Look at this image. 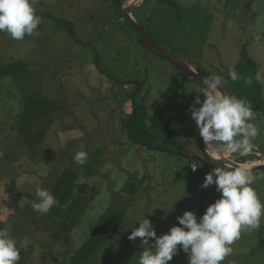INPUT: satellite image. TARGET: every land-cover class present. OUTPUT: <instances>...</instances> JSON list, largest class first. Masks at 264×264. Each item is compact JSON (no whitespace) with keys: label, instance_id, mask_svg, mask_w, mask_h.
<instances>
[{"label":"rangeland","instance_id":"1","mask_svg":"<svg viewBox=\"0 0 264 264\" xmlns=\"http://www.w3.org/2000/svg\"><path fill=\"white\" fill-rule=\"evenodd\" d=\"M170 1L150 0L146 17L142 12L136 17L152 40L205 76L220 75L234 96L251 104L255 119L250 122L259 129L252 140L253 152L230 158L246 162L261 158L264 81L257 82L255 76L257 71L264 76V0ZM127 2L123 0L122 7ZM34 7L42 19L38 34L15 40L0 32V67L21 60L23 68L18 77L0 80L2 229L24 249L17 264H60L83 244L103 210L116 205L125 212L121 227L84 264H138L148 247L141 238H128L138 221L147 216L161 235L178 225L177 217L186 210L199 218L221 194L215 185L202 187L206 174L201 168L197 175L191 174L189 164L194 159L129 143L121 119L131 112L132 102L121 103L119 98L135 85L126 89L109 77H144L146 83L138 94L150 86L145 104L152 112V103L167 84L182 75L147 49L130 21L121 20L123 15L106 1L35 0ZM54 17L72 21L79 42L59 31ZM231 68L242 78L232 81ZM247 77L251 84L245 82ZM182 87L193 102L201 91L189 81H183ZM179 118V139L195 151L199 131L195 121L189 110ZM80 150L88 153L95 168L92 174L74 169L79 183L86 185L84 194L75 197L80 203L86 201L84 213L77 217L75 210L72 217L59 218L35 211L36 186L51 191L61 171L74 168L73 157ZM196 176L201 182L192 179L191 183L189 179ZM253 176L251 186L264 204V172ZM231 248L221 264H264V216L259 228L242 230ZM168 264H188L187 254L178 251Z\"/></svg>","mask_w":264,"mask_h":264},{"label":"clouds","instance_id":"2","mask_svg":"<svg viewBox=\"0 0 264 264\" xmlns=\"http://www.w3.org/2000/svg\"><path fill=\"white\" fill-rule=\"evenodd\" d=\"M34 4L35 0H0V32H6L15 40L38 34L42 19L36 14ZM120 19L125 20L124 16ZM228 76L232 81L242 78L234 68L229 69ZM255 79L261 82L264 76L257 71ZM183 81L188 79L183 77ZM245 82L251 84L252 78H245ZM223 83L220 75L205 76L200 86L203 99L200 94L196 95L187 110L205 146L212 150V158H230L232 154L248 156L253 152L252 140L259 132L257 125L250 122L255 119V113L249 102L223 91L220 87ZM123 84L132 88V83ZM73 159L77 165L83 166L89 156L86 151L80 150ZM192 164L199 166L195 162L189 165ZM254 180L246 163L232 170L214 167L205 175L202 187L215 185L221 195L207 206L199 218L194 211L186 210L177 217L178 225L161 235H157L153 222L147 216L138 221L139 226L135 225L128 237L130 240L141 238L142 243L148 245L142 251L138 264H168L180 250L187 254L188 264H221L232 253L231 245L240 238L242 230L260 227L264 204L251 186ZM35 197L32 207L40 214L48 213L57 203L48 189L38 185ZM19 260L20 248L16 239L6 228L0 229V264H17Z\"/></svg>","mask_w":264,"mask_h":264},{"label":"trees","instance_id":"3","mask_svg":"<svg viewBox=\"0 0 264 264\" xmlns=\"http://www.w3.org/2000/svg\"><path fill=\"white\" fill-rule=\"evenodd\" d=\"M105 1L109 3L112 10L118 15H123L125 20H127L126 14L122 9L123 0H103V2ZM157 1L167 4L173 3L170 0ZM53 19L59 31L67 32L70 38L79 42L76 36V28L72 21L56 17ZM140 25L142 26V22H140ZM40 29L41 25L39 24L37 31ZM138 38L140 42L145 45L139 35ZM147 49L151 50L148 47ZM243 54L245 56V53ZM22 69L21 60L8 62L0 67V80L6 77H18ZM109 78L115 83L122 84L128 82L135 85L132 92H127L122 94L123 96H120L121 103L125 102L126 99L132 102L131 112L125 113L124 117L121 119L122 126L124 127L123 130L126 133L129 143L133 146L146 148L151 151L161 150L170 154L182 156L175 134L176 122L179 119V115L190 108L189 106L193 103L194 99L189 95L187 96L186 89L182 87L183 78H173L169 82L170 84H167L166 90L161 92L160 97L155 99L154 103H152V112H150V108L145 104L150 86L147 87L144 94L140 96L138 94L146 83L144 77ZM186 98H188L187 102L185 101ZM50 157H53V155ZM194 162L197 163L196 160ZM75 167L90 174H92L95 169L90 162V158L83 166L77 165L74 161V168H64L50 191L56 198L57 203L47 214L60 218L62 216L72 217L75 214V210L78 211L77 217H80L84 213L86 204L84 202L86 201L84 200L83 203H80L75 197L77 193L84 194L86 185L79 183L80 176L78 172L74 170ZM198 168L201 170L199 166ZM197 172L194 174L197 175ZM200 175L203 174H199L198 176ZM198 176L189 179V181L191 180L192 183L193 179L201 182L202 178ZM91 189H93V187ZM135 191L136 189L133 192ZM121 192L123 193V190ZM133 192H129L128 194H133ZM124 213L123 208L116 207V205L105 208L97 222L91 227L83 244L73 256L60 264H84L87 262L93 253L97 251L107 239L117 233L125 219ZM0 229H2L1 224ZM23 254L24 249L20 248V257ZM54 260L57 261L55 258Z\"/></svg>","mask_w":264,"mask_h":264},{"label":"water","instance_id":"4","mask_svg":"<svg viewBox=\"0 0 264 264\" xmlns=\"http://www.w3.org/2000/svg\"><path fill=\"white\" fill-rule=\"evenodd\" d=\"M150 0H143L142 7L137 12H126L124 10V13L126 14L128 20L130 21L131 25L134 27L135 31L138 33L140 38L142 39L143 43L150 48L153 52H155L157 55L165 59L167 62H169L178 73H180L183 77H187L189 81L196 84L197 86H202L203 78L205 77L204 74H202L199 70H197L195 67H193L190 63L185 61L184 59H181L180 57L174 55L173 53L167 51L164 49L161 45L153 41L143 30V28L139 24V20L136 17V14L138 12H142V15H146V12L148 10ZM144 16L142 18L144 19ZM146 17V16H145ZM224 88L227 89L229 92V95H233L234 93L232 89L226 84V82L223 83ZM178 127H179V120L176 122V128H175V134L176 139L178 142V145L181 150V154L188 158V159H194L197 161L199 167L202 169V171L207 174L212 171L214 168V165H220L224 166L230 169H234L235 167L241 165V164H247L252 171V175H254L256 172H264V164H258V165H252L246 161H237L233 158H227L229 161H222L220 159H214L211 157V153L207 152L205 147L203 146V140L200 136V133L198 131L196 137L197 141H195V151L189 152L187 149L182 145L179 135H178Z\"/></svg>","mask_w":264,"mask_h":264},{"label":"bare ground","instance_id":"5","mask_svg":"<svg viewBox=\"0 0 264 264\" xmlns=\"http://www.w3.org/2000/svg\"><path fill=\"white\" fill-rule=\"evenodd\" d=\"M142 2H143V0H128V2L125 3V5L123 6V8H124V10H125L126 12H130V13H132L133 9H134L135 7H137V6H138L140 3H142ZM186 78H187V77H186ZM187 79H188V78H187ZM220 87H221V89H222L223 91H225L226 93L228 92L226 88H224V87H222V86H220ZM228 94H229V92H228ZM203 146L205 147V149H206L207 152L211 153L212 150H211L210 148H207V147L205 146L204 142H203ZM261 156H262V155H261ZM228 158H229V157H228ZM220 160H222V161H226V162L229 161L227 158H221ZM248 163H250V164H252V165L264 164V156L261 157V158H259V159H255V160H253L252 162H248Z\"/></svg>","mask_w":264,"mask_h":264},{"label":"built area","instance_id":"6","mask_svg":"<svg viewBox=\"0 0 264 264\" xmlns=\"http://www.w3.org/2000/svg\"><path fill=\"white\" fill-rule=\"evenodd\" d=\"M122 86L125 87L126 89L129 88V85H127V84H123ZM119 99H120V98H119ZM193 167H196L195 170H193ZM197 169H198V166H197L196 164H192V165L190 166V171H191L192 173H196V172H197Z\"/></svg>","mask_w":264,"mask_h":264},{"label":"crops","instance_id":"7","mask_svg":"<svg viewBox=\"0 0 264 264\" xmlns=\"http://www.w3.org/2000/svg\"><path fill=\"white\" fill-rule=\"evenodd\" d=\"M179 124H180V121H179ZM183 139H184V142H187V139H186V137H183ZM184 146H185V147H187V145H186V144H184Z\"/></svg>","mask_w":264,"mask_h":264}]
</instances>
